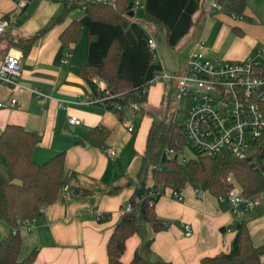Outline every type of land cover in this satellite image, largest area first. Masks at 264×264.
<instances>
[{"label": "crops", "instance_id": "crops-1", "mask_svg": "<svg viewBox=\"0 0 264 264\" xmlns=\"http://www.w3.org/2000/svg\"><path fill=\"white\" fill-rule=\"evenodd\" d=\"M139 1L143 7L134 5L135 14L129 26L123 28L121 24L92 19L84 7L57 22L65 9L63 0H32L22 16L17 14L14 0H0V21H8L0 35V66L8 54L22 64V75L14 78L20 85L0 81V132L9 123L37 132L40 142L33 157L39 162L66 152L63 187L58 197L43 206L30 230L22 231L21 254L36 251V264H109L107 243L134 193V184L126 183L136 180L153 122L151 115H145L138 128L135 125L134 131H128L119 114L94 100L89 84L78 73L81 66L103 62L111 40L116 38L122 47L119 73L134 82L149 79L152 72L149 75L145 70L150 58L147 31L156 39L160 33L166 34L167 43L173 47L189 43L190 51L194 41L203 36L209 56L216 59H242L264 49V22L249 6L244 12L249 17L246 20L244 16L210 8L213 0ZM138 9L144 13L136 18ZM149 15L171 29H147L139 20ZM74 18L82 21L83 32L77 43L65 45L61 34ZM90 34L95 38L90 40ZM34 35L30 48H25L22 39ZM67 51L71 54L69 60L62 63ZM33 87L49 98L35 95L30 90ZM164 95L160 83L152 84L143 108L160 105ZM13 98L17 99L14 104ZM73 115L81 119L80 124L70 123ZM95 127L110 130L105 144H117L116 155L87 140L80 141ZM117 185L123 187L110 193ZM182 194L184 199L178 200L173 196V188H165L155 210L168 227L155 232L150 225L144 228L141 223L140 232L127 239L123 261L129 262L135 250L149 238L152 242L146 257L173 264H201L203 257L231 249L237 231L228 227L239 217L232 213L228 203L209 192L198 193L190 184L182 188ZM97 212L104 216L99 218ZM247 218L253 242L264 244V202L250 211ZM187 224L192 227L191 235H186ZM8 232V225L0 219V242Z\"/></svg>", "mask_w": 264, "mask_h": 264}, {"label": "trees", "instance_id": "trees-1", "mask_svg": "<svg viewBox=\"0 0 264 264\" xmlns=\"http://www.w3.org/2000/svg\"><path fill=\"white\" fill-rule=\"evenodd\" d=\"M221 10L236 17L243 16L249 6V0H215ZM65 9L56 21H62L70 12L84 5L85 12L94 20L121 24L127 28L131 22L129 12L134 9L133 0H115V5L97 0H63ZM137 11V10H136ZM139 22L147 29L171 27L152 16L143 17ZM83 23L72 19L61 34L65 45L77 43L83 32ZM90 40L95 38L90 34ZM35 35L23 43L30 48ZM122 47L119 41L111 40L107 53L101 63H86L78 73L89 84L95 97H101V103L114 109L115 103L129 108V102H138L143 107L147 95L139 94L145 78L138 82L119 73ZM150 63L147 61L145 70ZM95 79L104 81V88ZM172 96L171 92L168 99ZM165 97V95H164ZM123 114V110L121 111ZM110 130L105 127L93 128L81 142L89 141L105 150V139ZM40 142L37 132L22 124L9 123L0 132V219L9 227L6 237L0 242V264H36L37 252L31 251L22 256L23 222L37 218L43 206L58 197L63 187L62 177L65 167L66 152L62 151L44 162L36 161L33 151ZM189 146L193 156L187 157L185 148ZM173 151L170 152L169 150ZM237 182L243 195L251 197L264 190V139L259 149L247 158H239L228 151L207 153L193 146L182 128L170 116L159 121L153 119L149 128L141 166L134 184L135 190L129 202L130 211L123 210L121 219L116 224L107 243L109 264H173L162 259L149 260L145 253L150 249L152 238L144 241L134 252L129 262L122 260L129 237L141 230V221H146L153 230L160 231L168 227L161 218L155 204L167 187L182 189L190 184L198 192H209L221 197L227 195ZM123 186L117 185L110 193L118 192ZM153 201V203H151ZM239 217L234 225L237 231L232 247L214 256H205L201 264H264V244L253 242L248 227L247 215ZM225 229V228H224Z\"/></svg>", "mask_w": 264, "mask_h": 264}, {"label": "built area", "instance_id": "built-area-1", "mask_svg": "<svg viewBox=\"0 0 264 264\" xmlns=\"http://www.w3.org/2000/svg\"><path fill=\"white\" fill-rule=\"evenodd\" d=\"M32 0H14L17 14L22 16L26 7ZM115 5V0H97ZM136 8L143 7L139 0L134 2ZM212 8L220 9L221 6L212 1ZM7 20L0 21V35L6 30ZM148 32L147 41L150 48V61L156 65L149 79H145L139 94L147 95L150 86L158 81H166L174 91L172 94L174 107L172 118L184 110L187 111L183 122H177L188 141L200 150L207 153L230 152L239 158H247L263 144L264 139V49L242 59H216L208 54L207 40L201 36L194 41L193 48L188 54L182 71L167 70L162 63V56L156 37ZM67 51L61 58L62 63H67L70 57ZM22 75L20 60L11 54L5 56L0 66V81L6 84H17L15 77ZM100 87L104 88V82L95 79ZM30 90L44 100L49 96L39 88ZM95 101H102L101 97H95ZM17 99H12V104ZM60 105L62 100H60ZM129 109L133 112L139 110L138 102L130 101ZM123 105L114 104L116 113L132 132L136 126L133 120L121 114ZM72 124H80L81 119L71 116ZM119 146L113 144L105 151L110 155L118 153ZM170 152L173 150L170 149ZM164 190H162L163 194ZM65 198L68 197L66 191ZM173 196L183 200L182 189H173ZM226 201L232 213L240 217L245 211H252L264 202V190L257 195L247 197L241 189L233 187L230 192L220 197ZM153 203V201H151ZM132 204L127 203L124 210L130 211ZM99 218L102 212H97ZM33 220V219H32ZM32 220L23 222V228L30 230ZM231 229L228 227V230ZM192 227L186 225V235L192 234Z\"/></svg>", "mask_w": 264, "mask_h": 264}, {"label": "rangeland", "instance_id": "rangeland-1", "mask_svg": "<svg viewBox=\"0 0 264 264\" xmlns=\"http://www.w3.org/2000/svg\"><path fill=\"white\" fill-rule=\"evenodd\" d=\"M84 7L83 4L80 5V9L82 10ZM212 7V2H211V6ZM249 9L258 17H260L262 19V21L264 22V0H249ZM216 12V11H215ZM214 12V14H215ZM143 10L138 9L137 13H136V18L142 17L143 16ZM228 15H231L230 13H227ZM244 19L249 20V17L247 15H243ZM158 45H159V49L161 52V56H162V63L164 65V67L167 70H178L177 72H180L183 70L184 66H185V62L187 60L188 54L190 53V44L189 43H185L183 44L180 48H178V46H171L169 43H167L166 41V34L164 33H160L158 35V39H157ZM182 42V39L179 40V42L177 43L178 45H180ZM261 47H264V45H261ZM149 48V47H148ZM149 52H150V48H149ZM151 55V52L149 53ZM149 55V56H150ZM154 63H152L150 61L148 67H147V74L151 75V72L153 70V68L157 65H160L159 63H157L156 65H153ZM263 64H264V58H263ZM144 68V65H143ZM142 71L141 70V75L142 76ZM157 83H160L162 85V89L164 91L165 97L162 100V103H160V105H155V104H150L149 106L143 108L140 107L139 110H137L136 112H133L131 110H129L128 108H124V114L125 116H128V118L130 120H133L135 122V125L138 126L140 124L143 123V118L146 115H151L153 117L154 120L159 121L160 119H162L165 116H170L172 114V109L174 107V103H173V98L172 96H170V98L168 99V96L170 94V92L173 93L174 88L172 89L169 85V83H167L166 81H158L153 83L154 85H156ZM186 111H187V105H184V110L183 111H179L176 113L175 115V119L177 122H183L185 119V115H186ZM135 116V117H134ZM135 134V133H134ZM185 154L187 157H191L193 156L192 150L189 146H187L185 148ZM234 187H238L240 188L239 184L235 181L234 182ZM241 189V188H240ZM142 226L145 228L147 226H149V224L142 220L141 221Z\"/></svg>", "mask_w": 264, "mask_h": 264}, {"label": "water", "instance_id": "water-1", "mask_svg": "<svg viewBox=\"0 0 264 264\" xmlns=\"http://www.w3.org/2000/svg\"><path fill=\"white\" fill-rule=\"evenodd\" d=\"M134 14H135V10H131V11L129 12V15H130V16H134Z\"/></svg>", "mask_w": 264, "mask_h": 264}]
</instances>
